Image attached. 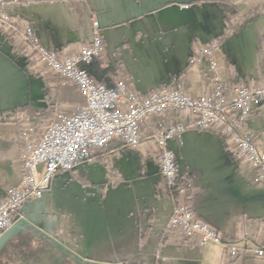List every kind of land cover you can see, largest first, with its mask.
<instances>
[{
    "label": "crops",
    "instance_id": "crops-1",
    "mask_svg": "<svg viewBox=\"0 0 264 264\" xmlns=\"http://www.w3.org/2000/svg\"><path fill=\"white\" fill-rule=\"evenodd\" d=\"M189 1L5 0L2 9L19 17L22 28L31 26L44 47L61 53L88 44L99 32L105 47L99 62L107 66L103 80L109 85L119 68L141 94L168 85L197 96L207 83L206 63L183 73L193 40L209 42L225 22L221 3ZM235 5L242 15L254 2ZM22 46L20 35L5 38L0 33V111L27 106V113L42 112L46 84L17 55ZM217 56L218 69L232 87L262 76L264 14L229 35ZM90 72L101 81L100 66ZM71 90L62 91L69 113L78 101H70ZM4 115L0 200L20 180L23 166L19 124L13 115ZM142 127L136 145L116 139L94 149L89 160L57 172L0 240V264H264V255L252 253L264 251V179L255 168L236 163L221 136L209 130L187 129L168 148L192 174L188 183L194 212L219 239L201 247L184 243L177 234L163 240L174 205L157 187L161 173L153 157L152 127ZM245 127L264 152V100L251 103ZM230 247L237 249L235 256H229Z\"/></svg>",
    "mask_w": 264,
    "mask_h": 264
},
{
    "label": "built area",
    "instance_id": "built-area-1",
    "mask_svg": "<svg viewBox=\"0 0 264 264\" xmlns=\"http://www.w3.org/2000/svg\"><path fill=\"white\" fill-rule=\"evenodd\" d=\"M4 1L0 0L1 8ZM10 22L17 23V20L11 17ZM22 31L23 44L27 43L37 55V65L48 64L59 77L75 84L84 103L71 114H58L56 121L39 129L38 137L32 135L35 131L33 123L26 127L21 178L0 200V237L15 222L21 205L45 188L57 172L71 170L89 160L90 149L103 147L116 137L135 145L141 139L144 123L156 127L154 136L159 146L156 161L168 185H174L179 173L168 143L179 139L189 128H217L222 135H228L227 142L233 146L235 162L255 168L264 179V152L253 139L254 134L245 127L251 103L264 100V82L257 83L251 78L232 87L218 69L216 46L212 40L196 51L195 65L206 63L207 83L200 95L166 85L141 94L124 80L109 85L90 74L88 66L103 50L99 32L94 33L88 44L60 54L44 47L31 26L25 25ZM168 112L178 114L171 124L165 122ZM177 189L176 204L167 226L169 233L178 229L183 237L196 240L199 246L209 239H219V233L195 218L184 203V188L179 186ZM228 252L232 257L237 254V249L230 248ZM252 253L264 255L262 249Z\"/></svg>",
    "mask_w": 264,
    "mask_h": 264
},
{
    "label": "trees",
    "instance_id": "trees-1",
    "mask_svg": "<svg viewBox=\"0 0 264 264\" xmlns=\"http://www.w3.org/2000/svg\"><path fill=\"white\" fill-rule=\"evenodd\" d=\"M219 2L222 5V14H223V20L225 22V27L224 29L218 34L216 35L212 41L215 44L216 48V55H218L219 50H220V45L222 44V42L231 34L238 32L241 28V26L243 24H246L248 22H251L253 20H255L256 18L260 17L261 15L264 14V0H252L254 2V7L249 10L247 13L245 14H240L237 9H236V2L239 0H194L192 1L195 4H199L202 2ZM15 18V17H14ZM11 16L6 14L3 9L0 7V33L5 37L8 38L9 36H15V35H20L22 36V25H17L16 23H11L10 22ZM16 20H20L22 21L19 17L16 16L15 18ZM6 24V25H3ZM206 43H199L198 41L193 40V45H192V52L191 55L189 57V61L186 64V66L183 68V73H186V71L188 69H190L192 66L195 65L196 59H197V54L196 51L205 46ZM30 49L29 45L26 43L22 48L17 49L16 53H20L22 55H24L25 60H27V65L28 66H33V64H35V59L33 58L35 53H31L28 52ZM100 59V58H99ZM98 57H95L92 61V64L90 66L91 70L95 67L100 66V69L102 71L101 75V81L104 82V77H106V72H108L107 66L103 65L102 63L99 62ZM100 63V64H99ZM43 72L41 73H37L35 75L37 76H41L46 84L45 87V93H46V106L44 107V109L42 110V112H37L35 113V131H33V134H36L40 128L44 127L46 124H48L49 122H53L57 120V115L58 114H71L67 111L64 110V101L62 99V91L66 88L68 90H71V92L67 93V96H69L70 101H72L73 97L76 98V105L75 108L78 105H81L84 103V97L81 95V93L79 92L77 86L71 82L68 81H62V80H58L57 78V74L56 72L48 65L43 63ZM34 67V66H33ZM263 68V67H262ZM117 71H119L118 73V77L116 78V80L114 81L117 82L118 80H125L127 85L130 84V78L129 80L126 79V77L128 78L129 76L126 74V72H124V70H120L119 68L117 69ZM125 77V79H124ZM257 83H263L264 82V73L262 74V76H260L259 78L256 79ZM48 83H54L53 86H49ZM105 83V82H104ZM168 86V85H166ZM70 87V88H68ZM75 91L77 94H75ZM69 94V95H68ZM80 97V98H79ZM79 98V99H78ZM56 104H60V108L56 109L55 105ZM74 108V110H75ZM25 112V108H13V109H6L5 111H0V118L2 117L3 114H10L13 115L15 117V120H17L18 124H19V144L21 147V151L24 149L25 146V129H26V124L29 122V119L27 117H24V113ZM176 112H168L167 113V120L170 121L169 123H173L176 119ZM209 131H212L218 135L221 136L223 143L226 147V149H228L229 154L231 156V158H233L232 156V145L230 143L227 142L228 140V135H222L221 131L217 128H211L209 129ZM123 143L124 145L130 147L132 145H128L126 144L122 139L116 137L114 139H112L108 144H106L103 147H99V148H92L90 149V154H89V159L92 157L93 154V150L95 149H102L108 145H110L112 143V141L116 140ZM256 141V137L254 135L253 138ZM174 161L178 167V175L175 179L174 185H168L166 178L161 174V180L158 183L157 187L158 189L162 192L165 193L166 195H169V197L172 199L173 205L176 204L175 198L178 195V187L182 186L184 188V198L183 201L184 203L189 206V208L192 210L195 218L199 219L198 216L196 215V213L193 210L192 207V202H191V190H190V186H189V179L192 177V174L189 173L188 169H186L185 167H181L180 164H178L176 162V159L174 157ZM184 242V241H183Z\"/></svg>",
    "mask_w": 264,
    "mask_h": 264
},
{
    "label": "rangeland",
    "instance_id": "rangeland-1",
    "mask_svg": "<svg viewBox=\"0 0 264 264\" xmlns=\"http://www.w3.org/2000/svg\"><path fill=\"white\" fill-rule=\"evenodd\" d=\"M29 1H32V0H28L27 2H29ZM242 1H245V0H242ZM24 24V23H23ZM3 25H6V24H3ZM17 25H22V23H20L18 20H17V23H16V26ZM25 25H27V24H24V26ZM15 36H17V35H15ZM19 37V36H18ZM21 37V36H20ZM21 39H22V41H23V37H21ZM24 42V41H23ZM102 42H103V50L101 51V53L98 55V56H96V57H98V59L99 58H101L102 57V54H103V51H104V49H105V47H104V41H103V39H102ZM206 43H208V42H206ZM23 46H24V44H23ZM22 46V47H23ZM21 47V48H22ZM47 48V47H46ZM28 52H30L29 54H31V53H33V51L32 50H30L29 49V51ZM59 52V51H58ZM60 54H61V52H59ZM17 55H20V56H22L24 59H25V57H24V55H22V54H20V53H17ZM34 55V59H35V64H33V66H28L27 65V63H26V66H27V70H30L31 71V74L32 75H34V76H36L35 74H37L38 72L39 73H41V72H43L44 70H43V65H37L38 64V61L36 60L37 59V55H35V54H33ZM14 58V57H13ZM216 58L218 59V56L216 55ZM100 60V59H99ZM26 62H27V60H25ZM92 64V63H91ZM91 64L88 66V70H89V72L91 71V68H90V66H91ZM57 74V73H56ZM90 74H92L91 72H90ZM95 76V75H94ZM57 78H58V80L60 81V80H62V81H66V80H64V79H62L61 77H59V75L57 74ZM124 79H125V77H124ZM126 79H128L129 80V77L127 78L126 77ZM121 80H123V79H121ZM125 81V80H124ZM126 82V81H125ZM50 86H53L54 85V83H48ZM45 85V84H44ZM46 87V86H45ZM45 90V89H44ZM203 91H205V89L203 88ZM45 97H46V93H45ZM45 106H46V99H45ZM55 107H56V109H59L60 108V104H56L55 105ZM25 108V114H24V117H27L28 119H29V122L26 124V127L29 125V123H33V126H36L35 125V113L37 112V111H32V110H29V112L27 113L26 112V109L28 108L27 106L26 107H24ZM6 115H8V117H11L10 116V114H6ZM176 117H178V114L176 115ZM32 119H34V120H32ZM165 121H168V120H166V118H165ZM150 125V124H149ZM155 126H153L150 130H151V134H153V136L155 135L154 133L156 132L155 131V128H154ZM144 128L145 127H142L141 126V133L143 132V130H144ZM189 129H192V128H189ZM186 131V130H185ZM38 134H39V132H37L36 134H33L32 133V135L33 136H36V137H38ZM154 138V141H155V144H156V150H155V152L153 153V157H156L157 158V155L159 154V146H158V144H157V142H156V140H155V136L153 137ZM140 141V140H139ZM138 141V142H139ZM137 142V143H138ZM136 143V144H137ZM135 144V145H136ZM129 145V144H128ZM132 146H134V145H132ZM21 153H22V151H21ZM155 158V159H156ZM39 193V192H38ZM36 196L37 195H35V196H33L32 198H30V199H28V200H26L22 205H21V207L19 208V210H18V213L22 210V208H23V206L27 203V202H29L30 200H32V199H34V198H36ZM16 218H17V216H16ZM170 218V217H169ZM200 220V219H199ZM169 221V220H168ZM167 226H168V222H167ZM167 226H166V229H165V232H164V237H163V240H166V239H168L170 236H172V235H175V234H177V235H179L180 236V238L182 239V241H184V243H186V244H195V245H197V246H199L197 243H196V240H194V239H190V238H185V237H183V235H182V233H181V231L180 230H174L172 233H169V230L167 229ZM214 240H218V239H214ZM208 241V240H207ZM206 241V242H207ZM205 242V243H206ZM204 245V244H203ZM202 245V246H203ZM199 247H201V246H199ZM230 248H234V247H230ZM230 248H228V251H229V249ZM236 249V248H235ZM229 253V252H228ZM76 255V253H73V255Z\"/></svg>",
    "mask_w": 264,
    "mask_h": 264
},
{
    "label": "water",
    "instance_id": "water-1",
    "mask_svg": "<svg viewBox=\"0 0 264 264\" xmlns=\"http://www.w3.org/2000/svg\"><path fill=\"white\" fill-rule=\"evenodd\" d=\"M192 1H194V0H190L189 2H192ZM222 18H223V14H222ZM219 34V33H218ZM218 34H215L214 36H213V38L216 36V35H218ZM206 43V42H205ZM173 141H175V140H173ZM170 142H172V141H170ZM182 168H183V166L182 165H180ZM14 224V223H13ZM13 226V225H12ZM11 226V227H12ZM10 227V228H11ZM10 228L8 229V230H6L4 233H3V235L0 237V240L1 239H3L4 238V236H5V234L10 230Z\"/></svg>",
    "mask_w": 264,
    "mask_h": 264
}]
</instances>
